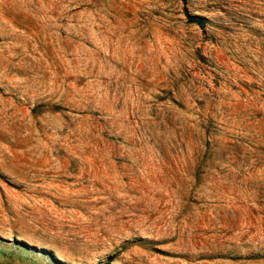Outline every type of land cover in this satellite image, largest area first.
<instances>
[{"label": "rangeland", "instance_id": "1", "mask_svg": "<svg viewBox=\"0 0 264 264\" xmlns=\"http://www.w3.org/2000/svg\"><path fill=\"white\" fill-rule=\"evenodd\" d=\"M0 264H264V0H0Z\"/></svg>", "mask_w": 264, "mask_h": 264}]
</instances>
